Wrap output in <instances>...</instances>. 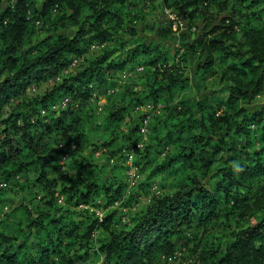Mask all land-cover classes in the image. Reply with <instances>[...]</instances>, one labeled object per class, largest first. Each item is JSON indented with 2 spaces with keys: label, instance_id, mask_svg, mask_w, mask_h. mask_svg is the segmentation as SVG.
Returning a JSON list of instances; mask_svg holds the SVG:
<instances>
[{
  "label": "trees",
  "instance_id": "1",
  "mask_svg": "<svg viewBox=\"0 0 264 264\" xmlns=\"http://www.w3.org/2000/svg\"><path fill=\"white\" fill-rule=\"evenodd\" d=\"M148 1L0 0V180L19 174L21 188H30L33 196L42 191L46 204H34L36 214L25 205L21 226L15 232L0 230V264H95L87 252L90 234L112 214L101 222L94 216L83 228L68 225L55 189L59 186L68 201L79 196L73 203L93 200L101 189L107 202L122 195V183L99 182L90 169L96 162L78 148L88 137L78 123L90 84L113 83L109 77L114 71L132 61L142 66L141 72L102 107L88 140L94 147L107 146L115 167H127L126 147L139 168L152 163L150 174L170 170L173 185L154 195L128 227L110 229L98 241V264H150L194 220L203 228L208 222L221 225L229 235L221 249L219 244L199 245L203 264H264V107L244 104L264 91V0H157L187 19H180L186 29L179 35L170 19L145 26L171 40L168 46L147 40L144 28L130 22L135 6L141 14L153 12ZM52 9L58 11L53 30L32 43L33 17ZM189 34L192 39L179 58L194 66L193 77L178 71L179 60L168 63L176 57L174 41ZM93 41L107 45L97 55L85 56L73 74L46 90H27L59 74ZM137 75L144 80L140 91L133 87ZM211 77L215 86L205 88L203 81ZM64 95L78 105L52 108ZM157 100L173 106L163 117L150 119L151 135L139 144L145 115L129 113L138 103ZM125 115L130 122L126 131L119 124ZM86 116L97 117L93 112ZM60 142L65 148L76 144L70 157L73 174L61 168L55 154L53 145ZM53 169L56 175L49 174ZM78 240L84 251H70L67 244ZM209 250L212 258H206Z\"/></svg>",
  "mask_w": 264,
  "mask_h": 264
},
{
  "label": "rangeland",
  "instance_id": "2",
  "mask_svg": "<svg viewBox=\"0 0 264 264\" xmlns=\"http://www.w3.org/2000/svg\"><path fill=\"white\" fill-rule=\"evenodd\" d=\"M5 2L6 0H4V3ZM156 2L157 0L148 1L149 6H154L152 13L145 11L141 14L142 12L138 9L139 7L135 6L132 9L133 17L130 22L134 23L138 30H143L144 28L143 33L146 34L147 40L152 39L157 43L168 46V44L172 43L171 40L160 38L155 31L150 32L145 26L151 22L165 20V18L166 21L169 19L176 21L177 25L179 21H181L180 19H182V21L185 20V22L187 19L184 17L181 18V16L171 8H163ZM56 13L58 14V11L52 9V13L49 15L33 17L34 19L32 22L34 28L30 32L32 43L36 42L39 37L46 36L48 32L51 33L53 30L52 28L55 26L52 17H54ZM170 14H172L173 17ZM56 28L57 31L62 30L61 26ZM173 29L174 32H176V35H179L180 31L185 30L186 28L182 24L176 27L173 26ZM64 31L69 32L70 29H65ZM124 36L128 37L127 34H124ZM192 36V34H189L187 38H178L174 41V49L177 51L175 53L176 57L170 59L168 63L174 64L176 60L180 61L179 54L187 49L185 44L188 41V38L192 39ZM106 45L107 44L105 43L104 45H98L96 41L90 42L83 56H77L74 58L59 74L34 82L27 90L30 92H38L50 88L55 82L60 81L62 77L67 76L68 74H73L77 71L86 58L97 55L106 47ZM117 60L120 59L117 57ZM179 67V72L190 74L193 77L194 66H191V63L186 64L185 61H182V63L180 61ZM141 68V65H137L132 61L127 67L114 71L113 75L109 77L113 83L104 85L105 87L103 85L101 87H94L91 83L90 85L92 89L90 90L89 96L84 100V107L80 113L82 119L78 123L79 127L86 128L88 136L78 144V148L81 150L82 154H86L87 157H90L92 161L96 162L89 166L90 169L93 171L95 170L94 172L98 174V178H100L99 182L107 183L109 180H114L116 183H122L124 185L122 195L113 201L107 202L103 190L101 189L99 193L95 194L93 200L89 199L86 202L73 203L75 200L80 199L79 196L74 195V197L68 201L66 199V193L61 192L59 186L55 189L57 203L64 206L63 208L66 214H68V217H64L68 225H80L83 228V226L92 220L94 216L97 217L98 222H101L105 215L112 214L109 221L104 222L106 226L100 224L99 226H96L90 234L89 239L91 248L88 249L87 252H89V260L95 264L102 261V255L99 252H95L98 247V241L102 238H106L110 229L128 227L132 217L140 213L151 201L154 195H159L165 191L171 190L173 185L174 178L170 170H159L156 173L150 174L152 163H149L143 169H141V167L139 168V165L136 164L139 172L137 182L130 185L126 171V168L129 167L127 158L125 157L124 159L125 164H127L126 168L123 165L115 167L114 157L107 158L106 150H109V148L107 146L94 147V143H90L88 140V138L91 137L90 132L92 129L90 130V128H93L94 123L99 121L98 115H100L102 107L105 104H108V100L122 85L127 84L126 82L128 81L130 82L136 73L139 74ZM0 76H3V74ZM214 80L215 79L211 77L204 80L202 84L206 85L205 88H212L215 86ZM143 82V77L137 75L133 81V87L137 91H140L141 88H143ZM194 94L198 96L196 89H194ZM63 97L64 96L58 97L57 100L52 103V108L58 110L68 105L74 106L76 100L71 98L67 103H64L62 99ZM169 104L170 105H167L165 101L158 100L154 102L146 101L138 103L131 109L129 116H135L138 114L145 115L140 122L141 139L139 144H142L151 135V130L149 128L150 119H152L154 115L157 116L155 120L163 117L170 107L173 106V102H170ZM244 104L248 109L264 107V91L255 95ZM90 112L97 115L96 120L92 116H86L87 114L90 115ZM129 116L125 115L124 120L119 123L120 129L124 131L127 130V126L130 124L128 119ZM98 139L100 142V138ZM117 142L119 143L120 141L117 140ZM117 142L115 147L117 146ZM169 145L170 143L165 144V149L158 153L159 159L163 157L165 150L168 149ZM53 147L55 148V154L58 161L62 165L61 168L67 169L69 174H73L72 172H75L76 169L70 167V157H72L71 150H74L76 144H72L65 148L62 146V142H60L53 145ZM80 158L83 159V157ZM49 174L56 175L57 170L53 169ZM18 178H20V176L19 174H16L15 176L10 175L9 178H3L0 180V230L3 228L8 232H15L16 228L21 226L24 222L21 215L25 205H27L29 209H32L35 214L36 211L34 204L39 205V207H46L42 191H38L36 196H33L30 188H21ZM59 181H62V179L60 178L58 182ZM196 224L197 221L194 220L186 224L180 232H176L172 238V247L165 245V247H163L164 249H159L158 252L153 255L154 257L151 258L152 262L150 264H191L192 262H195V264H203L199 245L206 243V245L211 244V246L215 248L216 245L219 244V249H221L224 246V241L229 238L225 227L221 225L208 222L205 224V228H203L202 226H196ZM63 236L64 240H70L66 239L65 234H63ZM79 240L74 241L75 243H72L71 241V243L67 244V248L70 251L78 249L83 252L84 249H80L79 247ZM167 247H171V249L167 250ZM211 251L212 250H209L207 252L206 258H212Z\"/></svg>",
  "mask_w": 264,
  "mask_h": 264
},
{
  "label": "built area",
  "instance_id": "3",
  "mask_svg": "<svg viewBox=\"0 0 264 264\" xmlns=\"http://www.w3.org/2000/svg\"><path fill=\"white\" fill-rule=\"evenodd\" d=\"M172 17L173 15L170 14ZM175 19V18H174ZM179 25H182V22L179 21L178 23ZM174 27L177 26V22L174 21V24H173ZM98 45H104V42H97ZM63 99V102L64 103H67L69 100H70V97L68 95H64V97L62 98ZM78 105V102L75 101L74 102V105ZM123 150L125 151V154H126V158L128 160V163H129V167L126 168V171H127V175H128V180H129V184L130 185H133L137 182V177H138V166L136 165V163L133 162V152L132 151H129V150H126L125 148H123Z\"/></svg>",
  "mask_w": 264,
  "mask_h": 264
}]
</instances>
